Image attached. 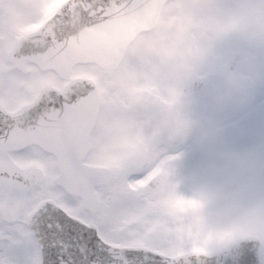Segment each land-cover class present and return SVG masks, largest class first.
I'll use <instances>...</instances> for the list:
<instances>
[{"label":"snow or ice","instance_id":"snow-or-ice-1","mask_svg":"<svg viewBox=\"0 0 264 264\" xmlns=\"http://www.w3.org/2000/svg\"><path fill=\"white\" fill-rule=\"evenodd\" d=\"M134 0H0V264H189L165 160L102 121Z\"/></svg>","mask_w":264,"mask_h":264},{"label":"clouds","instance_id":"clouds-1","mask_svg":"<svg viewBox=\"0 0 264 264\" xmlns=\"http://www.w3.org/2000/svg\"><path fill=\"white\" fill-rule=\"evenodd\" d=\"M135 23L103 74L102 121L124 122L156 155L187 142L205 155L180 194L187 251L217 264H264V132L238 123L264 88V0H134ZM237 117V119H233Z\"/></svg>","mask_w":264,"mask_h":264},{"label":"bare ground","instance_id":"bare-ground-1","mask_svg":"<svg viewBox=\"0 0 264 264\" xmlns=\"http://www.w3.org/2000/svg\"><path fill=\"white\" fill-rule=\"evenodd\" d=\"M258 103L260 104L255 105ZM233 119H237V117H233ZM238 123L240 125H243L246 129L247 134L242 138L245 142H251L252 140L258 138L259 133L264 132V127H262V124L264 123V88L258 90L256 98L249 106L247 111L242 116H239ZM188 148H191L190 144L184 142V144L179 147V151H189ZM167 149V145L160 144L155 157L157 159H162L166 157L170 152V150ZM204 162L205 156H203L202 154L201 156L195 155L192 164V169H198L197 166L204 165ZM202 174L204 175V172ZM175 189L177 190V188Z\"/></svg>","mask_w":264,"mask_h":264}]
</instances>
